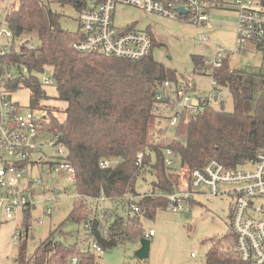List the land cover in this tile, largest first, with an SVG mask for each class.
Returning <instances> with one entry per match:
<instances>
[{"label": "trees", "instance_id": "obj_1", "mask_svg": "<svg viewBox=\"0 0 264 264\" xmlns=\"http://www.w3.org/2000/svg\"><path fill=\"white\" fill-rule=\"evenodd\" d=\"M83 3L10 0L0 18V25L3 22L13 34L9 52L0 56V79L8 92L26 89L29 109L47 129H57L66 147V162L75 171V196L64 222L82 223L85 232L81 246L66 243L62 223L31 254L20 248L16 264H67L70 257L95 264L88 240L105 252L126 243L139 246L145 235L141 219L168 209V200L160 193L191 191L190 173L209 160L238 169L264 153V75L246 74L231 64L228 55L213 76L216 88L229 93L232 111H225L222 104L220 108L205 105L188 124L180 119L170 126L168 117L153 112L164 83H169L172 93L180 87L195 90V85L182 82L174 70L154 61L152 52L140 61H128L73 50L72 43L80 37L78 15ZM67 8L77 15L71 20L75 31L66 26ZM191 61L194 73L204 69V57L193 55ZM46 68L56 83L52 106L41 103L50 98L37 78ZM7 72L11 77L6 78ZM167 150L177 160L178 170L175 161L166 166ZM103 162L107 166L102 167ZM146 177L151 189L139 193L136 182ZM195 199L184 202L189 206ZM134 205L138 212L132 211ZM30 211L29 207L25 212L27 227ZM56 231L62 239L54 237ZM234 241L231 231L213 242L205 264H245L234 251Z\"/></svg>", "mask_w": 264, "mask_h": 264}, {"label": "built area", "instance_id": "obj_2", "mask_svg": "<svg viewBox=\"0 0 264 264\" xmlns=\"http://www.w3.org/2000/svg\"><path fill=\"white\" fill-rule=\"evenodd\" d=\"M82 10L78 15L80 37L71 48L80 53L97 54L112 59L140 61L149 56L153 48V38L148 31L133 27L120 28L116 25L114 15L118 6L134 7L144 13L153 14L165 19L188 22L193 25H208L210 14L218 10H229L236 14L237 52L240 47L254 44L264 53V0H83ZM183 10V13L181 12ZM13 34L0 25V56L9 52ZM208 40L201 35L198 41ZM31 49L33 45L29 46ZM230 55L221 48L214 51L209 58L212 86L207 91L219 92L216 88L214 70L220 69L224 60ZM205 65L209 62L204 59ZM26 72V69H23ZM11 77L7 72L6 78ZM43 86H55V81L43 78ZM168 82L157 95L158 103L153 112L168 117L169 125H176L180 119L188 124L190 117L197 114L203 106L223 104L220 95L203 98L192 94L193 89L180 87L172 93ZM4 82L0 79V224L23 219L15 230L14 244L28 238L31 226H25L27 208L35 209L33 197L44 193L45 187L40 179L30 176L34 170L48 178L54 173L62 172L73 184L75 171L66 162V147L60 141L56 128L47 129L44 120L28 109H21L9 98ZM168 100L165 103L164 100ZM164 101V102H163ZM171 114L169 115V113ZM45 150H51L46 156ZM166 166L174 163L173 154L167 150ZM142 154H137L140 163ZM247 165L252 169H228L216 160H209L205 167L190 173L191 191H174L170 194H159L168 200V210L174 213H186L184 200L196 197H218L227 195L233 199L230 207V226L234 235V251L239 260L245 264H264V153ZM102 167L107 162L101 163ZM246 166V165H245ZM28 177L24 183L25 177ZM188 188V185L186 184ZM39 188H41L39 190ZM38 189V190H37ZM53 191H55L53 189ZM144 196V195H142ZM53 201V200H52ZM52 208L46 209L50 214ZM132 211L138 212L137 206ZM86 228L90 225L86 224ZM154 235L153 230L145 232L144 238ZM88 243L89 242L88 240ZM97 254L104 251L92 244ZM194 257V254H191ZM67 264H81L78 257H70Z\"/></svg>", "mask_w": 264, "mask_h": 264}, {"label": "rangeland", "instance_id": "obj_3", "mask_svg": "<svg viewBox=\"0 0 264 264\" xmlns=\"http://www.w3.org/2000/svg\"><path fill=\"white\" fill-rule=\"evenodd\" d=\"M10 0H0V18ZM69 17L66 26L75 31L76 24L71 21L76 14L71 9H65ZM115 23L120 28L133 27L137 30L148 31L153 38L152 49L153 60L174 70L177 77H182V82L195 85L193 95L203 98L205 96L220 95L222 107L225 111H232V99L229 93L222 89L219 92L207 90L212 86L211 77L204 73L206 68L210 74V57L214 51L221 48L231 55V64L243 70L248 75H264V53L254 44H247L237 52L236 43V21L237 16L229 10H218L210 14L208 25H193L188 22H180L165 19L153 14L144 13L134 7L118 6L114 15ZM206 35L208 40L198 41L201 35ZM35 45V42H31ZM201 56L209 62L198 74L194 73L191 56ZM234 62V63H233ZM12 75L16 74L14 67L10 68ZM51 70H46L37 75L41 82L43 78H50ZM49 100H42L45 106L55 105L56 89L52 86H43ZM11 101L16 102L21 109H28L30 95L26 89H18L9 92ZM220 108L221 106H214ZM40 113H38L39 115ZM171 112L169 113V115ZM173 131V130H172ZM171 134V133H170ZM46 156H51V150H45ZM175 163L177 160H174ZM178 170V162L174 165ZM253 166L246 165L242 169L249 170ZM32 179H40L45 187V192L33 197L35 209L30 211L31 227L28 241L20 245L14 244V233L19 227L23 216L16 220L0 224V264H16L20 248H25L27 254H31L38 244L44 241L50 233L55 231L62 223L60 230L67 233L65 238L58 235L55 238L65 239L66 243H78L80 246L84 240V229L82 223L64 222L71 210L74 200V189L62 172H57L43 177L38 170H34L30 176ZM28 177L24 179V183ZM151 179L146 177L136 182L137 191L145 193L150 191ZM41 188H39L40 190ZM53 189L55 191H53ZM38 190V189H37ZM53 200V201H52ZM196 203L189 206L186 213H174L168 209L159 210L152 219L142 218L144 232L153 230L155 236L148 238L149 256L146 260H137L135 251L136 244H123L104 251L102 255L96 253L89 244V250L95 255V264H205L206 253L215 241H218L231 233L230 207L233 199L227 195L218 197H196ZM52 208L50 214L46 209ZM62 237V238H61ZM191 253L194 257H191Z\"/></svg>", "mask_w": 264, "mask_h": 264}, {"label": "water", "instance_id": "obj_4", "mask_svg": "<svg viewBox=\"0 0 264 264\" xmlns=\"http://www.w3.org/2000/svg\"><path fill=\"white\" fill-rule=\"evenodd\" d=\"M183 13V10L181 11ZM135 257L137 260H146L149 256V241L147 238L140 240V244L135 251Z\"/></svg>", "mask_w": 264, "mask_h": 264}, {"label": "crops", "instance_id": "obj_5", "mask_svg": "<svg viewBox=\"0 0 264 264\" xmlns=\"http://www.w3.org/2000/svg\"><path fill=\"white\" fill-rule=\"evenodd\" d=\"M230 60H231V57H230ZM233 63H234V62H233ZM233 65H234V64H233ZM153 236H155V233H154V235H153ZM153 236H152V237H153ZM150 238H151V237H150ZM191 254H192V253H191Z\"/></svg>", "mask_w": 264, "mask_h": 264}]
</instances>
